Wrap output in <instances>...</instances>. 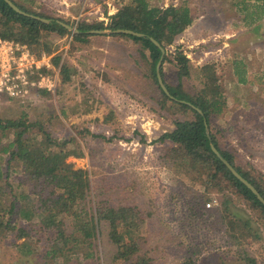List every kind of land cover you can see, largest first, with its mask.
<instances>
[{
	"label": "rangeland",
	"instance_id": "rangeland-1",
	"mask_svg": "<svg viewBox=\"0 0 264 264\" xmlns=\"http://www.w3.org/2000/svg\"><path fill=\"white\" fill-rule=\"evenodd\" d=\"M16 1L28 11L64 21L74 30L80 23L107 25L110 17L130 2ZM148 2L161 8L186 4L193 10L198 23L180 35L176 44L165 50V55L172 56L179 48L194 68L215 65L229 105L221 118L212 119V130L221 150L233 156L235 165L252 179L261 180L264 177V0ZM219 6H222L220 11ZM70 32L64 37L57 33L54 37L44 35L54 53L36 54L52 55V62L55 56L61 57V64H54L48 71L59 72L56 94L34 92L26 99L4 98L0 101L1 117L15 119L27 112L31 119L40 118L54 137L73 141L72 150L82 149L83 157L71 156L67 162L75 169L88 171L90 198L97 204L128 206L140 212L144 222L139 255L153 264H264L261 210L253 209L231 192L207 193L205 177H198V172L191 168L183 172L180 164L164 157L171 143L160 141V137L175 130L176 121L192 120L193 114H184L157 88L151 77L150 51L126 37L93 34L80 42L74 40L75 32ZM100 36L101 39H94ZM62 64L68 68L67 82H62V75L65 77L60 73ZM236 68L245 70L247 83L238 82ZM164 75L163 82L168 86L180 85L171 63L165 64ZM181 88L194 94L202 85L194 74L183 79ZM62 109L67 114L60 118ZM56 194L61 195L62 191ZM195 194H206L207 199L197 202L205 203L208 210L205 213L200 211L201 207H194ZM224 195L234 200L235 206H231L228 215L219 209ZM28 201L23 200L19 205ZM208 203L212 205L210 208ZM234 207L251 220V230L257 233V239L248 237L242 246L234 245L233 239L226 235L227 224L221 222L222 218L232 216ZM17 222L26 227L25 238L17 240V232L0 235V264H111L115 250L107 243L106 232L91 260L79 256L77 261L71 257L67 260L69 252L54 255L51 250L56 246L55 228L42 235L34 222L28 225L20 219ZM59 227L67 234L74 231L69 216L59 221ZM115 264H133V261Z\"/></svg>",
	"mask_w": 264,
	"mask_h": 264
},
{
	"label": "trees",
	"instance_id": "trees-1",
	"mask_svg": "<svg viewBox=\"0 0 264 264\" xmlns=\"http://www.w3.org/2000/svg\"><path fill=\"white\" fill-rule=\"evenodd\" d=\"M11 1L29 15L16 12L5 0H0V38L25 44L35 54H53L52 44L43 39L44 35L54 37L57 33L64 37L72 34L64 26L67 24L64 21L41 16L28 11L16 0ZM33 16L50 22H43ZM194 19L193 10L186 4L161 8L152 7L148 0H130L129 4L110 17L107 25L104 22L96 25L80 23L77 28L79 32L74 33L73 38L82 42L84 38L93 35L89 34L93 30H131L143 34V37L129 34L111 36L126 37L135 43L143 44V47L150 51L151 77L157 88L173 104L178 105L184 114H193L192 120L176 121L175 130L160 137V141L171 143L164 157L169 162L171 160L177 165L180 164L183 172H188L191 168L198 172V177H205L209 187L207 193L231 192L248 202L253 209L261 210L264 216V205L228 170L211 148L214 145L264 198V177L261 180L252 179L249 174L241 171L235 165L233 156L221 150L219 140L212 130V119L221 118L229 105L220 79L216 75L215 65L207 64L194 68L183 51L176 48L175 54L170 56L168 53L164 56L160 73L165 80L164 66L171 63L175 66L180 85L171 87L164 83L170 94L168 96L158 82L156 69L162 52L152 40L157 41L166 50L176 44L177 38L192 26ZM60 62L61 57L55 56L53 65L59 66ZM60 71L65 74V77L62 75V82L69 81L65 64H62ZM244 71L236 68L240 84L247 83ZM194 74L202 88L190 94L181 86L183 79L192 78ZM60 112V118L67 114L64 109ZM72 143L73 141L54 137L40 118L31 119L27 112H22L15 119L3 118L0 114V235L17 232V240L24 239L26 227H21L18 219L27 222V225L34 222L35 228L42 235H47L51 228H55L57 234L53 237V243L56 245L55 249H51L53 254L69 252L65 258L68 260L71 257L77 261L78 256L91 260L95 255V247L100 241L103 243L102 236L106 232L107 243L115 250L111 264L119 261L153 264L151 260L139 255L140 230L144 222L140 212L128 206H101L90 198L91 182L88 171L75 169L67 162L71 156L85 155L80 148L72 150ZM57 191H62V194L57 196ZM224 197L219 209L228 215L231 206H235L234 200L227 195ZM205 199L206 194H195L194 207H201L199 209L202 213L208 211L205 203L199 205L197 202ZM23 200L29 201L19 205ZM241 211L234 207L232 216L221 220L227 224L226 235L233 239L236 246H242L248 237L257 239V233L251 230V220L245 219ZM64 216H69L72 220L74 231L70 234L59 227V221ZM44 241H47L48 245V239L45 238ZM25 245L26 243L20 247Z\"/></svg>",
	"mask_w": 264,
	"mask_h": 264
},
{
	"label": "built area",
	"instance_id": "built-area-1",
	"mask_svg": "<svg viewBox=\"0 0 264 264\" xmlns=\"http://www.w3.org/2000/svg\"><path fill=\"white\" fill-rule=\"evenodd\" d=\"M52 59L46 53L37 56L25 44L0 38V101L26 99L40 91L56 94L60 75L48 73L53 67Z\"/></svg>",
	"mask_w": 264,
	"mask_h": 264
},
{
	"label": "water",
	"instance_id": "water-1",
	"mask_svg": "<svg viewBox=\"0 0 264 264\" xmlns=\"http://www.w3.org/2000/svg\"><path fill=\"white\" fill-rule=\"evenodd\" d=\"M16 12L24 14V15H29L26 12L22 11L16 4H14L11 0H5ZM43 22L49 23L50 20L47 19H41L39 17H35ZM64 26L69 30V31H74L75 33H78V30H74L72 27H70L69 25L64 24ZM89 34H98V35H113V34H129V35H133V36H137V37H143V34L131 31V30H117V31H110V30H93L90 31ZM153 43L161 50L162 52V57L157 65V77H158V82L160 84V86L162 87L163 91L170 96L169 91L167 89V87L165 86L161 73H160V69L162 67V62H163V58L165 56V49L155 40H152ZM213 152L217 155V157L222 161V163L228 168V170L239 180L241 181L243 184H245L247 186V188H249L258 198V200L264 205V198L262 197V195L258 192V190L247 180L245 179L237 170L236 168L222 155V153L214 146H211Z\"/></svg>",
	"mask_w": 264,
	"mask_h": 264
},
{
	"label": "crops",
	"instance_id": "crops-1",
	"mask_svg": "<svg viewBox=\"0 0 264 264\" xmlns=\"http://www.w3.org/2000/svg\"><path fill=\"white\" fill-rule=\"evenodd\" d=\"M224 2H226L227 3V1H224ZM221 5H224L225 6V4H221ZM219 11L222 9V6H219V8H217ZM198 22H197V19H194V22H193V24L195 25V24H197ZM192 24V25H193ZM106 36H103L102 38H105ZM101 39V36L100 37H96V38H94V39ZM35 93H37V92H35ZM35 93H33L32 95H34ZM40 93H45V92H43V91H40V92H38V94H40ZM47 93V92H46ZM31 95V96H32ZM41 95V94H40Z\"/></svg>",
	"mask_w": 264,
	"mask_h": 264
}]
</instances>
